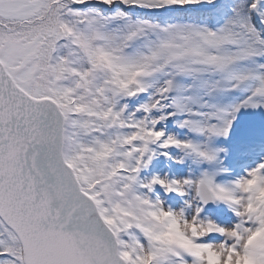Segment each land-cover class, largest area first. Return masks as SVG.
Wrapping results in <instances>:
<instances>
[{"label": "snow or ice", "instance_id": "1", "mask_svg": "<svg viewBox=\"0 0 264 264\" xmlns=\"http://www.w3.org/2000/svg\"><path fill=\"white\" fill-rule=\"evenodd\" d=\"M0 264H264V0H0Z\"/></svg>", "mask_w": 264, "mask_h": 264}]
</instances>
